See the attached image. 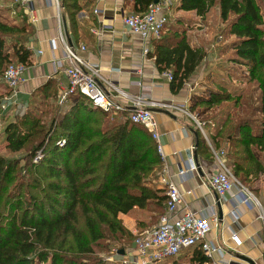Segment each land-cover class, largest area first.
<instances>
[{"label":"trees","instance_id":"obj_1","mask_svg":"<svg viewBox=\"0 0 264 264\" xmlns=\"http://www.w3.org/2000/svg\"><path fill=\"white\" fill-rule=\"evenodd\" d=\"M10 1L0 0V5ZM61 1L74 34L80 0ZM128 1L134 14L147 12L155 2ZM262 4L261 0H179L177 7L201 18L217 7L219 35L233 38L221 52L229 65V74L224 75L229 81H243L245 87H228L221 76L213 75L214 89L191 95L187 111L203 124L211 140L209 146L197 132L195 155L210 160L214 152L229 149L226 157L232 170L228 163L227 167L246 189L251 178L264 174ZM12 10L0 8V73L9 64L28 65L31 56L27 45L33 28L14 18ZM180 24L181 20L169 18L162 37L152 42L151 57L160 73L170 74L173 94L184 88L207 55L189 45L186 32L178 30ZM49 101L58 106L52 82L23 100L26 112L4 127V150L25 153L20 159L0 153V264H105L93 257L100 241L134 238L120 214L141 212L139 230L157 225L164 214L165 189L153 185L163 161L144 127L124 117L110 118L78 94L70 96L63 114L56 107L51 115L46 105L38 115L35 105ZM49 115V124L40 126ZM61 141L65 143L59 146ZM38 153L41 159L35 163ZM193 256L198 264L207 261L199 246Z\"/></svg>","mask_w":264,"mask_h":264},{"label":"crops","instance_id":"obj_2","mask_svg":"<svg viewBox=\"0 0 264 264\" xmlns=\"http://www.w3.org/2000/svg\"><path fill=\"white\" fill-rule=\"evenodd\" d=\"M171 2L168 13L163 12L167 20L169 18L181 20L178 30L186 32L189 45L192 48H201L207 54L200 69L178 94L171 92L169 80L165 77V73L157 70L154 58L151 57L154 49L152 42L156 40L145 41L132 34L123 24V17L133 13L131 1L80 0L82 8L76 17L77 31L74 34L70 32L61 0H59V10L44 0H31L35 23L28 21L25 7L12 6L11 1L6 3L3 5L4 8L13 9L11 15L14 18L25 20L33 28L31 41L27 45L31 56L29 64L25 65L24 82L16 89V102L9 108L28 99L34 91L47 82L53 83L58 100L60 90L68 85L62 69L56 68V63H61L63 67L68 66L59 38L62 35L66 42L69 39L76 51L84 47L85 51L78 52L80 57L86 63L98 67V79L101 85L117 104L128 108L130 102L142 98V106L148 108L150 104L157 105L151 111L157 125L165 163L162 162L153 185L165 189L162 179L164 181L170 179L176 185L183 200L178 206L179 215L187 209L197 215H210L214 212L218 217L217 226L207 234L206 241L219 248L223 255L215 254L211 260L206 258L207 261L203 264H264V221L260 219L261 211L256 207L241 204L238 189L218 204L216 195L208 186V177L217 171L214 157L206 160L196 156L194 159V152L192 158L197 171L184 177L176 175L180 166L186 168L189 166L191 150L196 149L197 132H200L195 120L186 112L189 97L203 95L207 89H214V84L209 82V78L213 75L219 78L221 76V81L228 87L234 85L245 87V85L243 81L238 83L231 78L229 81L224 75L225 72L229 74L227 72L229 65L221 52L233 38L224 40L219 35L222 26L219 9L216 10L217 14L215 10H211L206 17L201 18L195 12L178 11L179 0H171ZM94 10H98V13L95 14ZM52 41H56L54 48L51 45ZM4 88L7 90L5 85ZM114 88L126 96L119 95ZM4 95L3 82L0 80L1 154H3L1 103ZM204 133L211 143L209 134L206 131ZM201 135L203 136L202 133ZM203 138L205 139L204 136ZM262 163L264 167V159ZM256 182L253 191L250 192L258 201L264 203V174H259ZM118 218L133 235L140 229L139 223L143 220V215L138 210H133L127 215L120 214ZM232 233L237 234L242 241L239 248L231 242ZM193 250L194 247L184 250L177 258L162 264H198L193 256ZM121 256L123 255L117 254L118 259Z\"/></svg>","mask_w":264,"mask_h":264},{"label":"built area","instance_id":"obj_3","mask_svg":"<svg viewBox=\"0 0 264 264\" xmlns=\"http://www.w3.org/2000/svg\"><path fill=\"white\" fill-rule=\"evenodd\" d=\"M47 4H53L57 10L60 8L59 0H44ZM143 14H129L123 17V24L129 31L139 36L143 40H159L164 32L167 17L164 15L168 13L171 8V0H155ZM12 6L25 7L27 9V19L30 23H35L36 18L31 0H11ZM97 14L98 10H94ZM59 42L63 45L65 60L68 66L63 67L61 63H56V68H61L65 77L67 78L68 85L66 88L60 90L58 94L57 104L60 107H67L69 99L72 95H81L84 97L92 108L99 109L110 115H118L127 113L126 119L133 124H138L146 129L151 135V138L157 144V152L160 155L163 163L162 147L159 143V134L157 132V125L154 120L151 109L157 105L150 104L147 108L142 106V98H137L130 102L129 107H123L117 104L109 92L101 85L99 78V70L96 65L86 63L79 55L78 52L85 51L84 47L79 48L78 51L69 47L65 38L61 35ZM52 47L56 45V41L51 42ZM26 66L23 64H9L4 70L1 80L9 90L8 94L4 96L1 103V109L6 111L10 105L16 102V89L24 82L23 73ZM165 77L171 80L169 73H165ZM115 91L121 96V91L114 88ZM189 116L195 120L198 130L203 134L208 145L211 143L205 135L203 124L199 123L194 116L186 111ZM65 142L58 143L62 146ZM195 148L191 150L190 164L186 167H179L177 169V176L184 177L187 174L197 171V167L193 163L192 155ZM226 150L218 153H213L214 160L216 161L217 171L208 177V186L217 197L218 204L225 201L227 196H231L235 189L239 190V202L247 207H256L261 211L260 219L264 221V207L260 204L257 198L244 188L238 182L236 183L231 175L230 169L227 167L225 160ZM41 159L40 153L37 154L34 162ZM166 172V168H164ZM163 177V176H162ZM165 194L166 204L165 212L159 219L157 225L144 229L136 230L133 233V247L123 250V256L118 260L114 257L113 253L103 261L118 264H162L166 261L175 259L178 255L187 249L199 246L203 255L211 260L215 254L220 256L223 252L214 247L211 243L206 241L207 234L213 227L217 226L218 217L214 212L210 215H197L190 210H185L181 215L177 213L178 206L182 204V196L176 185L170 179H162ZM236 183V185H235ZM231 242L236 248L242 244L241 239L237 234L232 233L230 236ZM116 253L118 251H113Z\"/></svg>","mask_w":264,"mask_h":264},{"label":"rangeland","instance_id":"obj_4","mask_svg":"<svg viewBox=\"0 0 264 264\" xmlns=\"http://www.w3.org/2000/svg\"><path fill=\"white\" fill-rule=\"evenodd\" d=\"M261 1L263 2V4H262V12H264V0H261ZM0 8H4V6L0 5ZM212 10H215V13L217 14V11H216L217 7L213 8ZM2 74H3V72L0 73V80H1ZM210 81H212V80L209 78V82ZM1 86H2V84H1ZM8 92H9V90L8 89L5 90L4 84H3V95L5 93H8ZM46 105L49 106V108H50L49 110H50L51 115L56 110V107L59 108V112L61 114L66 112L68 110V108H69V106L60 107V106H57L56 104L53 105V106H50V101H49V103L45 102L42 105V107L38 106V104L35 105V107L38 109V112H37L38 115H41L43 112H45ZM22 106L23 105L20 103L18 105L11 106L6 111H3V132H4V127L7 124H9L10 122H14L15 120L19 119L22 116V114L24 112H26L25 105H24V108ZM109 117L110 118L111 117L112 118H116L117 120H123L122 118L124 117L126 119L127 115H125V114L112 115L111 114ZM50 118H51L50 115L49 116H45L44 118H42L41 119L42 125H40V126H43V125L47 126L49 124ZM4 142L5 141H4V135H3V156H5L7 158L20 159L23 156V154L25 153V152H20V153H17V154H8L4 150L5 146H6ZM225 150H226V154H225V157H226V155L229 153V149H225ZM225 160L229 164V166L231 167V163H230L229 159L226 157ZM262 162H263V158H262ZM22 165H23V163L21 162L20 166H22ZM230 169L232 170V167ZM235 182L237 183L236 180H235ZM236 183H235V185H236ZM256 183H257L256 179L253 177V178H251V183L246 184L245 186L248 189H250L251 191H253L252 189H253L254 185H256ZM259 202L264 207V203L261 200H259ZM148 222H149V219H148ZM145 226H146V224H145ZM131 245H132V239H130L129 241H126L125 239H123L121 241V240L118 239V241L115 242V243H109L107 241H100V243L98 245L99 247L95 248L93 257L99 258V259L101 258L102 261H103L105 258H108L111 255V253H113V255H115L114 257L118 260V258L116 257V253L113 252V251H118V250L120 251V250H124V249H127V248H131ZM103 262L105 264H118V262H113V263H109V262H105V261H103Z\"/></svg>","mask_w":264,"mask_h":264},{"label":"water","instance_id":"obj_5","mask_svg":"<svg viewBox=\"0 0 264 264\" xmlns=\"http://www.w3.org/2000/svg\"><path fill=\"white\" fill-rule=\"evenodd\" d=\"M155 3H156V1H155ZM67 43H68L69 47H72V44H71V42H70L69 39H67ZM194 159H196V155H195V154H194ZM118 254H119V255H123V250H120V251L118 252Z\"/></svg>","mask_w":264,"mask_h":264}]
</instances>
